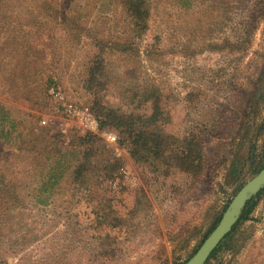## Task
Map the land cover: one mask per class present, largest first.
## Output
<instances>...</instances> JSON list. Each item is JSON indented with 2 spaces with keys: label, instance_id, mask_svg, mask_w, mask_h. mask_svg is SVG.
<instances>
[{
  "label": "rangeland",
  "instance_id": "rangeland-1",
  "mask_svg": "<svg viewBox=\"0 0 264 264\" xmlns=\"http://www.w3.org/2000/svg\"><path fill=\"white\" fill-rule=\"evenodd\" d=\"M144 1L140 25L128 0H0V264H185L264 168V0ZM51 86L103 123L158 106L166 134L204 142V172L81 131ZM251 202L205 264H264V189Z\"/></svg>",
  "mask_w": 264,
  "mask_h": 264
},
{
  "label": "trees",
  "instance_id": "trees-1",
  "mask_svg": "<svg viewBox=\"0 0 264 264\" xmlns=\"http://www.w3.org/2000/svg\"><path fill=\"white\" fill-rule=\"evenodd\" d=\"M145 5L144 0H128L127 2L130 13L140 25L143 24L147 15ZM91 69L92 67L90 71ZM90 88L92 89L93 87ZM104 116L107 121L103 123L100 119V127L102 128V126L108 124L115 126L120 133L119 145L122 146L125 141H130L131 148L129 153L135 161H152L153 164L161 162L167 166L179 169L191 178H196L204 172L205 168H203L204 160L202 156L204 142L196 139L194 135L179 142L176 138L166 134L157 122L162 117V112L158 106L156 107L155 105L153 113L148 118L133 114L115 113L104 114ZM97 158L98 151L95 147L88 146L85 148L82 157L72 172L73 183L86 185L90 181L89 177L95 171V160ZM109 164L106 166L107 172L113 173L119 168L121 161L114 157L113 161ZM57 179L58 177L54 178L55 181ZM251 207L252 202L246 206L242 214L243 217L241 216V221L248 214ZM109 212L113 213L111 209ZM219 219L220 217L216 222Z\"/></svg>",
  "mask_w": 264,
  "mask_h": 264
},
{
  "label": "water",
  "instance_id": "water-1",
  "mask_svg": "<svg viewBox=\"0 0 264 264\" xmlns=\"http://www.w3.org/2000/svg\"><path fill=\"white\" fill-rule=\"evenodd\" d=\"M262 189H264V168L239 189L226 207L218 224L185 264H205L239 221L248 202Z\"/></svg>",
  "mask_w": 264,
  "mask_h": 264
},
{
  "label": "built area",
  "instance_id": "built-area-1",
  "mask_svg": "<svg viewBox=\"0 0 264 264\" xmlns=\"http://www.w3.org/2000/svg\"><path fill=\"white\" fill-rule=\"evenodd\" d=\"M49 94L56 100L61 101L60 109L63 111V114L71 119L76 127L81 131L100 134L108 142L114 144L116 143V136L108 131H102L100 127V122L93 112L88 108L80 107L75 104L66 103L64 101V95L61 92V89L58 86H51L49 89ZM42 124H45V121H42ZM62 133H66L65 129H62Z\"/></svg>",
  "mask_w": 264,
  "mask_h": 264
}]
</instances>
